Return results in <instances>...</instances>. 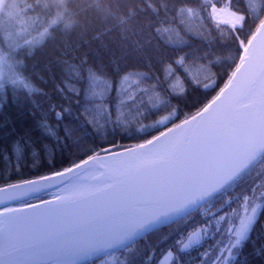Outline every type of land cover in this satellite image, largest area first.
<instances>
[{"label": "snow or ice", "instance_id": "snow-or-ice-1", "mask_svg": "<svg viewBox=\"0 0 264 264\" xmlns=\"http://www.w3.org/2000/svg\"><path fill=\"white\" fill-rule=\"evenodd\" d=\"M0 264H264V0H0Z\"/></svg>", "mask_w": 264, "mask_h": 264}, {"label": "trees", "instance_id": "trees-1", "mask_svg": "<svg viewBox=\"0 0 264 264\" xmlns=\"http://www.w3.org/2000/svg\"><path fill=\"white\" fill-rule=\"evenodd\" d=\"M47 55V52L41 53L40 54V59H44V57Z\"/></svg>", "mask_w": 264, "mask_h": 264}]
</instances>
